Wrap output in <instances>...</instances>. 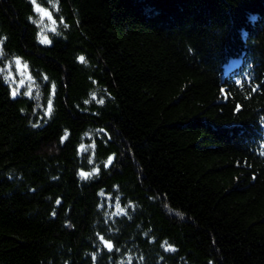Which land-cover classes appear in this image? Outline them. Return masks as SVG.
Listing matches in <instances>:
<instances>
[{
	"label": "trees",
	"instance_id": "trees-1",
	"mask_svg": "<svg viewBox=\"0 0 264 264\" xmlns=\"http://www.w3.org/2000/svg\"><path fill=\"white\" fill-rule=\"evenodd\" d=\"M36 3L0 0V264H264V0Z\"/></svg>",
	"mask_w": 264,
	"mask_h": 264
},
{
	"label": "snow or ice",
	"instance_id": "snow-or-ice-1",
	"mask_svg": "<svg viewBox=\"0 0 264 264\" xmlns=\"http://www.w3.org/2000/svg\"><path fill=\"white\" fill-rule=\"evenodd\" d=\"M49 2L51 3L52 0H49ZM31 3L35 6L34 7V10L36 12H38V13H41V18H40V23L41 24L43 23L44 17H47L49 20H51L53 25L56 23V21L52 18L51 13L48 12L46 9L41 8L40 6H38L37 3H36V0H31ZM33 22L36 23V21H33ZM61 23H63V20L62 19H61ZM48 30H50L52 32H55L56 31L55 27H50ZM39 41H40L41 44H46V45L51 43V41L49 40V38L46 35L43 34V31L40 34ZM2 44H3V41L0 40V55H2ZM79 60L81 62H84L85 58L83 56H81V57H79ZM15 63L19 66L21 64L20 59L17 58L16 61H15ZM23 67L26 69L27 68V65L25 64V65H23ZM10 78H11L10 76L5 77V81L7 82ZM29 79H31V77H29ZM20 83L23 84V81H21ZM54 88H55V86L53 85V91H54ZM11 94L13 95V97H15L17 95V90L14 89ZM25 95L31 96L32 93H31V91H28V92L25 93ZM93 99H95L94 96H93ZM103 102L104 101L102 99L99 101V103H101V104ZM51 110H52V103H51V100H49V103H48V111L46 112V115L50 114L51 113ZM92 147L94 148L95 145L93 144ZM82 150H83V146H82ZM112 159H113L112 157H109V159H108V161L106 163V166L108 164H111L112 163ZM96 171H98V169ZM89 175H91V173H86V172H81L80 173V176L82 178H85V179L88 178ZM101 195H103V193H101ZM57 203H59V201H57ZM117 211L118 212H123L124 210L121 209L119 207V205L117 204ZM100 239L105 244V246L109 249V251H111V249H112L111 243L108 242V241H105L103 237H100ZM164 243L167 244V241H165ZM165 250L166 251H175V248H173L171 246H168Z\"/></svg>",
	"mask_w": 264,
	"mask_h": 264
},
{
	"label": "rangeland",
	"instance_id": "rangeland-1",
	"mask_svg": "<svg viewBox=\"0 0 264 264\" xmlns=\"http://www.w3.org/2000/svg\"><path fill=\"white\" fill-rule=\"evenodd\" d=\"M18 72H19V76H17V78L15 79V77H14V80H16V82H19V86L20 85H24V84H28V85H30L31 83H30V80H29V73H28V71H27V69H25L24 67H23V65L22 64H20L19 66H18ZM12 79H13V76L11 77ZM21 81H23V84H21L20 82Z\"/></svg>",
	"mask_w": 264,
	"mask_h": 264
}]
</instances>
